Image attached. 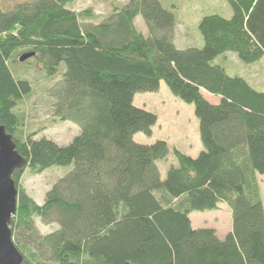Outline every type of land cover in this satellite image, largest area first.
Instances as JSON below:
<instances>
[{"label":"trees","instance_id":"obj_1","mask_svg":"<svg viewBox=\"0 0 264 264\" xmlns=\"http://www.w3.org/2000/svg\"><path fill=\"white\" fill-rule=\"evenodd\" d=\"M75 1L0 3V124L27 159L12 175L19 193L9 224L24 264H264V90L223 65L229 53L245 64L263 59L264 0H227L231 17L204 15L203 45L184 49L175 44V11L160 0L111 2L100 21L90 8L74 10ZM25 53L35 54L20 61ZM21 62L50 81L53 118L79 126L68 144L27 129L33 84ZM161 82L194 105L203 145L197 157L175 149L178 164L164 179L158 161L170 153L167 141L134 139L151 135L158 120L134 98ZM54 166L71 169L39 204L20 179ZM221 203L232 214L224 238L192 226V212ZM37 219L56 227L42 232Z\"/></svg>","mask_w":264,"mask_h":264},{"label":"rangeland","instance_id":"obj_2","mask_svg":"<svg viewBox=\"0 0 264 264\" xmlns=\"http://www.w3.org/2000/svg\"><path fill=\"white\" fill-rule=\"evenodd\" d=\"M22 0H0L2 7L9 8ZM128 0H76L72 4L74 10L92 9L99 17L98 21L107 17L112 11L111 2L124 4ZM169 9L175 11L177 17L175 44L178 48L201 47L203 38L198 29L200 19L210 13H219L231 17L232 10L227 0H160ZM94 21H97L94 19ZM135 25L143 34L147 35V27L138 16ZM222 59L219 57L216 59ZM31 60V59H30ZM29 60V61H30ZM219 62V61H218ZM224 67L230 75L240 74L252 84L264 90V57L254 64L242 63L235 54H227ZM35 64H17L21 76L31 80L33 94L26 98L23 109L26 115L27 129L36 132L38 137L45 136L60 145L68 144L79 133V126L73 122H57L50 112V98L46 93L50 81L44 73L35 68ZM16 69V67H15ZM16 69V70H17ZM209 101L215 96L204 92ZM208 95V96H207ZM134 104L157 115L158 120L152 128L151 135L137 133L134 136L138 143L151 144L157 140L167 141L170 153L165 160L158 161L161 178L172 165H177L174 150L197 157L203 145L200 139L199 123L194 113V105L186 103L173 95L164 82L156 92H142L136 94ZM71 166H54L40 174L25 171L20 179V186L29 193L37 203L42 204L46 192L66 173ZM258 184L264 205V176L258 174ZM194 228H214L220 238H224L232 229V214L226 203H221L217 210L192 212L190 214ZM37 226L42 232L54 229L56 225H43L37 219Z\"/></svg>","mask_w":264,"mask_h":264},{"label":"water","instance_id":"obj_3","mask_svg":"<svg viewBox=\"0 0 264 264\" xmlns=\"http://www.w3.org/2000/svg\"><path fill=\"white\" fill-rule=\"evenodd\" d=\"M35 53H25L20 61H25ZM27 159L16 149L12 135L0 124V264H24L23 255L12 239L10 221L17 211L18 187L12 175L23 169Z\"/></svg>","mask_w":264,"mask_h":264},{"label":"crops","instance_id":"obj_4","mask_svg":"<svg viewBox=\"0 0 264 264\" xmlns=\"http://www.w3.org/2000/svg\"><path fill=\"white\" fill-rule=\"evenodd\" d=\"M211 102H213V103H217V100H216V99H213V100H211Z\"/></svg>","mask_w":264,"mask_h":264}]
</instances>
